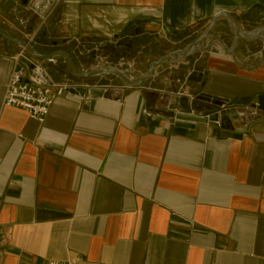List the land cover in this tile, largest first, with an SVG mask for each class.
<instances>
[{"label":"crops","instance_id":"1","mask_svg":"<svg viewBox=\"0 0 264 264\" xmlns=\"http://www.w3.org/2000/svg\"><path fill=\"white\" fill-rule=\"evenodd\" d=\"M22 1L0 0V28L25 40ZM52 1L34 50L67 51L80 72L102 56L135 61L140 77L218 13L241 30L264 26V0ZM135 19L147 21L140 34L115 39ZM213 33L243 68L217 46L131 89L113 76L77 79L61 57L38 61L54 81L80 87L43 124L3 107L21 49L0 38V264H264V117L248 131L234 122L225 140L213 125L186 130L156 115V91L203 92L186 81L192 72H208L205 93L219 101L264 97V43H235L224 21ZM86 85L108 86L111 96L80 95Z\"/></svg>","mask_w":264,"mask_h":264},{"label":"water","instance_id":"2","mask_svg":"<svg viewBox=\"0 0 264 264\" xmlns=\"http://www.w3.org/2000/svg\"><path fill=\"white\" fill-rule=\"evenodd\" d=\"M29 0H23L22 5H28ZM52 0H48L42 7L41 15L45 16L49 8L53 5ZM226 22L231 30L234 41H244L249 44L263 42L264 43V26H259L255 30L246 31L241 30L238 25L234 22L232 17L225 13H218L214 15L211 22L199 34L193 42L187 43V39L184 38L183 34H178L172 29H165L167 35H170L172 40L176 43L186 44L183 49L171 50L167 55L155 60L149 69L142 74L138 79L131 80L128 78L123 71L114 67H104L96 69L91 72H80L74 65L71 54L67 51H55L50 55H42L24 39H17L13 37L6 30L0 28V38L7 40L14 44L20 49H24L28 52L35 60L38 61H51L53 58L61 57L65 60L70 68L71 73L77 79H94L99 76H113L118 78L126 88L141 89L144 85L153 78L155 72L161 67H178L183 64L185 59L193 57L199 52L210 53L215 47H219L221 51L231 56L241 68H243V62L236 58L234 48L225 45L220 35L213 33V28L220 22ZM147 21L135 19L129 21L124 26L123 30L119 35L115 36V39L124 41V39L132 38V34L135 33L137 36L139 32L143 30V26ZM207 41L205 46L201 44ZM264 63V60H261ZM174 80V79H173ZM185 81V78H178L177 82L181 84ZM190 83H195L200 86L203 92L197 97V99L185 98L182 94V90L179 85L173 84L169 91L159 92L155 99V107H157L156 115L160 118L175 121L176 126L182 129H195L196 125H213V135L215 138H223L225 140H232L235 131L234 122H238L241 128H245L247 131L254 125L260 124L264 117V97H260L256 102L252 101L251 98L245 100H231L219 101L217 97H211L205 93V89L208 85L209 75L208 72H192L186 80ZM112 88L107 87H92L89 89H81L80 95H89L92 98H109L111 96ZM204 101L208 106L197 107L196 103ZM206 113V114H205ZM218 123L221 124L218 127Z\"/></svg>","mask_w":264,"mask_h":264},{"label":"built area","instance_id":"3","mask_svg":"<svg viewBox=\"0 0 264 264\" xmlns=\"http://www.w3.org/2000/svg\"><path fill=\"white\" fill-rule=\"evenodd\" d=\"M48 0H29L28 5L23 6L24 17L18 19L19 29L24 32L25 40L31 45L35 46L39 34L48 23V19L53 12L54 6L49 8L45 16L41 15L42 6ZM36 19V23L32 26L31 19ZM79 43V41L77 40ZM96 52L99 49H95ZM14 69L8 80L5 91V99L3 107L16 108L25 111L29 118L37 124L45 123L50 115L51 108L55 102L62 98L68 90L79 89V86L70 83H59L54 81L48 71L38 64L28 52L21 49V53L14 58ZM95 66L91 71L101 69L104 67H114L124 72V74L131 80L138 79L136 75L137 63L125 59H120L116 64H113L107 58L97 56L95 58ZM88 71V72H91ZM96 86L86 85L84 88L89 89ZM125 88V87H124ZM221 124L218 123V127ZM49 264H69L65 262H50Z\"/></svg>","mask_w":264,"mask_h":264},{"label":"rangeland","instance_id":"4","mask_svg":"<svg viewBox=\"0 0 264 264\" xmlns=\"http://www.w3.org/2000/svg\"><path fill=\"white\" fill-rule=\"evenodd\" d=\"M47 27H50L49 26V24H48V26ZM106 58V57H105ZM109 61H111L112 62V60H111V58L109 59V58H107ZM44 68V67H43ZM44 69H46V68H44ZM47 70V69H46ZM49 73V72H48ZM89 86H91V85H89ZM99 87H107V88H110V87H108V86H99Z\"/></svg>","mask_w":264,"mask_h":264},{"label":"flooded vegetation","instance_id":"5","mask_svg":"<svg viewBox=\"0 0 264 264\" xmlns=\"http://www.w3.org/2000/svg\"><path fill=\"white\" fill-rule=\"evenodd\" d=\"M40 34H41V33H40ZM40 34H39V35H40ZM38 37H39V36H38ZM38 39H39V38H38ZM25 41H26V40H25ZM37 41H38V40H37ZM32 47L34 48V46H32ZM122 59H124V58H122ZM36 60H37V59H36ZM37 61H38V60H37ZM138 78H139V77H138ZM116 79H118V78H116ZM83 89H84V88H83ZM156 93L158 94L159 92L156 91L155 94H156Z\"/></svg>","mask_w":264,"mask_h":264}]
</instances>
